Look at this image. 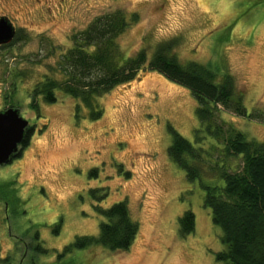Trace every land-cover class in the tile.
Instances as JSON below:
<instances>
[{"label":"rangeland","instance_id":"rangeland-1","mask_svg":"<svg viewBox=\"0 0 264 264\" xmlns=\"http://www.w3.org/2000/svg\"><path fill=\"white\" fill-rule=\"evenodd\" d=\"M117 9L138 15L117 38L121 63L140 50L149 61L158 43L176 39L183 64L196 60L234 76L251 116H219L248 140L264 141V0H0V17L17 28L16 39L0 45V110L16 107L35 126L28 144L0 166V264H225L216 259L225 245L204 202L206 186L224 183L211 168L215 158L231 170L242 159L224 161L214 139L197 132L189 88L147 62L97 98L98 119L61 89L55 102L37 98L41 117L31 109L35 84L72 46L73 34ZM169 126L205 149L201 160L189 159L199 167L193 180L168 155ZM124 199L139 224L129 250L64 251L76 236L99 233L96 206ZM186 210L195 228L182 236Z\"/></svg>","mask_w":264,"mask_h":264},{"label":"trees","instance_id":"trees-1","mask_svg":"<svg viewBox=\"0 0 264 264\" xmlns=\"http://www.w3.org/2000/svg\"><path fill=\"white\" fill-rule=\"evenodd\" d=\"M138 18L134 13L130 19L121 9L96 16L85 28L73 34V44L61 52L57 63L50 67L31 93V109L40 116L37 98L49 103L57 100V90L79 100L88 108L91 119H98L102 109L97 98L115 85L132 79L135 73L148 62L169 79L189 88L197 101L200 120L198 133L211 136L218 144L222 159L241 155L239 169L220 166L218 158L211 163L216 174L224 180L223 185H207L205 205L210 208L212 220L221 230V241L225 248L216 253V259L225 264H264V141L248 140L244 133L223 121L221 111L251 116L238 91L234 76L229 72L219 74L211 64L196 60L182 63L173 52L176 39L157 44L148 61L145 50L120 62L121 47L117 41ZM16 39V36L13 40ZM5 46V45H2ZM77 109H80L79 105ZM264 121V115L258 117ZM168 155L177 162L191 180L199 175V167L192 160H201L205 149L195 147L190 140L172 126ZM35 130L29 125L16 157L28 144ZM202 139V137H200ZM213 156V153L210 154ZM129 173L127 172V175ZM98 190H93V194ZM105 193L97 196L103 198ZM103 217L97 235H78L64 247V251L103 245L113 252H125L132 246L139 224L130 214L127 201L120 200L104 208L96 206ZM195 228L193 211L186 210L179 218V232L186 236Z\"/></svg>","mask_w":264,"mask_h":264},{"label":"water","instance_id":"water-1","mask_svg":"<svg viewBox=\"0 0 264 264\" xmlns=\"http://www.w3.org/2000/svg\"><path fill=\"white\" fill-rule=\"evenodd\" d=\"M16 29L8 16L0 17V45L10 43ZM30 125L28 118L20 114L16 107L0 110V166L8 163L19 150L26 129Z\"/></svg>","mask_w":264,"mask_h":264},{"label":"flooded vegetation","instance_id":"flooded-vegetation-1","mask_svg":"<svg viewBox=\"0 0 264 264\" xmlns=\"http://www.w3.org/2000/svg\"><path fill=\"white\" fill-rule=\"evenodd\" d=\"M2 16H4V15H2ZM6 16V15H5ZM14 25V24H13ZM15 26V25H14ZM15 29H16V33H17V28H16V26H15ZM15 36H16V34H15Z\"/></svg>","mask_w":264,"mask_h":264}]
</instances>
